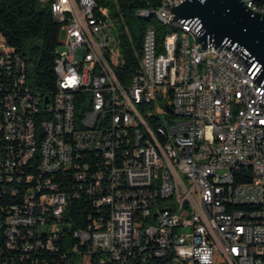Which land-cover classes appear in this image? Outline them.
Segmentation results:
<instances>
[{
	"label": "built area",
	"instance_id": "1",
	"mask_svg": "<svg viewBox=\"0 0 264 264\" xmlns=\"http://www.w3.org/2000/svg\"><path fill=\"white\" fill-rule=\"evenodd\" d=\"M182 1L158 0L135 15L173 21L170 9ZM243 2L264 14V4ZM51 11L59 45L47 93L31 86L22 57L0 36V180L17 199L6 207L7 250L21 248V260L58 250L65 181L101 213L74 232L81 264L92 253L103 255L100 264H264V88L243 59L225 47L201 48L184 24L192 38L167 33L160 44L148 26L138 67L123 84L119 31L108 9L95 0H52ZM180 81L189 84L188 104H181ZM148 100L172 115L173 140L147 123ZM195 142L207 143L206 159L191 156ZM242 166H259L263 181H245ZM32 192L38 206H30ZM111 224L120 235H111ZM131 226H138L134 245L116 252Z\"/></svg>",
	"mask_w": 264,
	"mask_h": 264
},
{
	"label": "trees",
	"instance_id": "2",
	"mask_svg": "<svg viewBox=\"0 0 264 264\" xmlns=\"http://www.w3.org/2000/svg\"><path fill=\"white\" fill-rule=\"evenodd\" d=\"M95 1L97 7L108 9L114 16L115 30L119 31V49L123 60L116 69V73L123 84L128 83L132 73L138 67L142 34L148 26L154 28L159 44L162 43L167 33L168 35L181 36L179 28L170 24H160L153 17L143 19L135 15L137 8L155 7L158 5V0ZM256 1L264 4V0ZM51 2L52 0H0V36L22 57L31 86L34 89L45 91V93L53 88V62L55 50L59 45V23L53 17ZM30 173L35 175V167L30 168ZM66 176L68 180V175ZM248 177L254 179L253 175L249 174L245 181L248 180ZM10 189L11 186L6 181L0 180V258L2 260L0 264H4L6 261L3 259L4 257L8 259L10 256L14 257V264H81L80 253L72 251L74 246L79 250L82 249L74 232L86 229L92 219H97L101 215L91 200L85 197L82 192L74 197L72 185L65 181L61 182L60 189L68 194V197L63 214L58 220L59 236L54 243L58 250L55 252L47 250L28 252V256L21 260V255L25 254L21 248L19 251H10L4 244L3 229L6 207L17 201ZM32 204L39 205V192L30 193V205ZM46 217L47 222L55 220L53 217ZM136 227H129L123 245H116V252H123V247H132L133 231ZM111 230L112 235H120L119 224H111ZM34 235L36 240H43V233L34 232ZM63 254H65L64 257ZM102 256L100 253H92L89 264H100L99 259ZM103 264L109 263L104 262Z\"/></svg>",
	"mask_w": 264,
	"mask_h": 264
},
{
	"label": "water",
	"instance_id": "3",
	"mask_svg": "<svg viewBox=\"0 0 264 264\" xmlns=\"http://www.w3.org/2000/svg\"><path fill=\"white\" fill-rule=\"evenodd\" d=\"M170 11L173 21L197 32L201 48L225 47L242 58L249 77L264 88L263 13L251 10L243 0H183Z\"/></svg>",
	"mask_w": 264,
	"mask_h": 264
},
{
	"label": "bare ground",
	"instance_id": "4",
	"mask_svg": "<svg viewBox=\"0 0 264 264\" xmlns=\"http://www.w3.org/2000/svg\"><path fill=\"white\" fill-rule=\"evenodd\" d=\"M152 18V15H143L142 18ZM162 24H170L176 28H179L181 31V36H185V38H192V31L189 29L183 28V25L178 22H173L170 19H161ZM181 58L190 59V51L189 50H181ZM178 70H186V62H178ZM180 93H181V104H188V94H189V84L187 81H180ZM133 108H141L142 100H132ZM159 108H157L156 100H148L147 101V123L151 125H155L158 128V132L164 134V138L166 140H173V131L170 130L169 123H162V121L157 116ZM169 114V113H168ZM179 138L184 140H191V132L188 130H179ZM191 156H195L197 160H204L207 158V143L206 142H195V149H191ZM242 173H244V177L252 174L254 180L263 181V172L260 171L259 166H242ZM30 206H34L33 204ZM112 235V230H111ZM138 237V226L133 231V245L135 243V239Z\"/></svg>",
	"mask_w": 264,
	"mask_h": 264
},
{
	"label": "rangeland",
	"instance_id": "5",
	"mask_svg": "<svg viewBox=\"0 0 264 264\" xmlns=\"http://www.w3.org/2000/svg\"><path fill=\"white\" fill-rule=\"evenodd\" d=\"M63 38H64V35L61 34V40H64ZM65 49H66L65 45H61V46H59V50H60V51H63V50H65ZM157 116L159 117V119H160V120L162 121V123H164V124L167 123V120H172V119H173L172 115H169L168 112H159V110H158V112H157Z\"/></svg>",
	"mask_w": 264,
	"mask_h": 264
}]
</instances>
